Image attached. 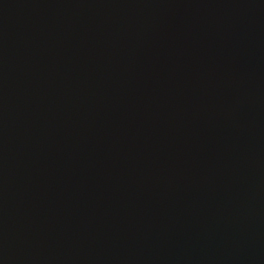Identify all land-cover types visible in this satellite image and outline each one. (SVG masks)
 <instances>
[{
    "label": "water",
    "instance_id": "water-1",
    "mask_svg": "<svg viewBox=\"0 0 264 264\" xmlns=\"http://www.w3.org/2000/svg\"><path fill=\"white\" fill-rule=\"evenodd\" d=\"M0 264H264V0H0Z\"/></svg>",
    "mask_w": 264,
    "mask_h": 264
}]
</instances>
